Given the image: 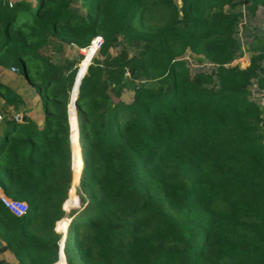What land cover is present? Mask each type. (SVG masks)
Here are the masks:
<instances>
[{"label": "trees", "instance_id": "1", "mask_svg": "<svg viewBox=\"0 0 264 264\" xmlns=\"http://www.w3.org/2000/svg\"><path fill=\"white\" fill-rule=\"evenodd\" d=\"M260 9L0 0V71L44 107L41 125L16 119L24 99L0 79V194L27 205L16 216L0 199V264H264V110L250 98L264 90V27L242 23ZM97 37L87 65L48 55Z\"/></svg>", "mask_w": 264, "mask_h": 264}, {"label": "rangeland", "instance_id": "2", "mask_svg": "<svg viewBox=\"0 0 264 264\" xmlns=\"http://www.w3.org/2000/svg\"><path fill=\"white\" fill-rule=\"evenodd\" d=\"M242 23L248 24L254 30H256V27L260 25L261 27H264V10L260 9L257 12V17L250 18V16L246 15ZM93 43L91 44V46L93 45ZM130 45L131 44L128 41L122 40L118 44V47L124 48ZM246 45H245V49H247ZM98 50H99V47L97 49H90V50L84 49L83 50V49H78L77 47L72 46V45L71 46L65 45L62 42H53V41L48 43V46H47L48 55H50L55 61H61L62 59L66 57L69 59H77L78 65L80 63H83L84 65L92 63L93 58L98 56ZM186 59L193 72H196L200 69H208L210 67L209 63L205 61L200 62L195 57L187 56ZM235 63H240L244 67L247 66L249 64V52L246 51L239 59L235 61ZM21 76H22L21 74L13 70L0 71L1 81L4 84L13 88L24 99V103L19 107L17 111H14V115L16 116L15 118L18 120H21L24 117H29L35 122L39 123V125H41L43 121L44 107L42 106L39 96L36 93L33 86L30 85ZM132 94H133L132 91H126L124 93L123 99L129 101L132 97ZM250 98L257 101L262 107V109L264 110V90H258V88L255 85L251 86L250 87ZM0 103L1 105H3V107H5L4 103L3 104L2 102ZM0 124L2 123L0 122ZM79 156L81 157V154ZM69 223H70V220H69ZM68 227H69V224H68ZM56 229H57V226H56ZM64 237L65 236L63 235L61 236V241L65 239ZM5 255L8 260H12V256L10 252L7 251Z\"/></svg>", "mask_w": 264, "mask_h": 264}, {"label": "built area", "instance_id": "3", "mask_svg": "<svg viewBox=\"0 0 264 264\" xmlns=\"http://www.w3.org/2000/svg\"><path fill=\"white\" fill-rule=\"evenodd\" d=\"M93 42V44H96L98 48L101 45L102 39L100 37H97ZM1 118L2 117L0 115V119ZM0 199L6 206V208L9 209L16 216H22L27 211V205L24 202L14 201L5 197L3 194H0Z\"/></svg>", "mask_w": 264, "mask_h": 264}, {"label": "water", "instance_id": "4", "mask_svg": "<svg viewBox=\"0 0 264 264\" xmlns=\"http://www.w3.org/2000/svg\"><path fill=\"white\" fill-rule=\"evenodd\" d=\"M84 74L82 75H79V72H78V75H77V78H76V83H75V86H74V89H73V94H72V100H71V103L73 102V106L75 108V100H76V97H77V91H78V88H79V84H80V81L82 79ZM71 103H70V108H71ZM70 110V109H69ZM70 118H71V111H70ZM65 237H66V233H65ZM64 237V238H65ZM60 259H61V256H60ZM59 259V260H60Z\"/></svg>", "mask_w": 264, "mask_h": 264}, {"label": "crops", "instance_id": "5", "mask_svg": "<svg viewBox=\"0 0 264 264\" xmlns=\"http://www.w3.org/2000/svg\"><path fill=\"white\" fill-rule=\"evenodd\" d=\"M39 124V123H38Z\"/></svg>", "mask_w": 264, "mask_h": 264}]
</instances>
